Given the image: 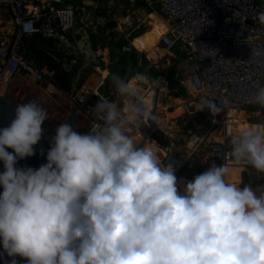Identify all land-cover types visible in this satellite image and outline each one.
Masks as SVG:
<instances>
[{"label": "clouds", "instance_id": "9594fccd", "mask_svg": "<svg viewBox=\"0 0 264 264\" xmlns=\"http://www.w3.org/2000/svg\"><path fill=\"white\" fill-rule=\"evenodd\" d=\"M257 19L264 25V10ZM146 80L113 74L126 114L105 99L94 105L102 124L88 133L59 124L38 168L17 161L34 154L49 113L35 100L16 106L0 128V247L10 264L17 255L26 264H264V192L229 182L225 164L178 180L156 147L129 135L154 120L139 87ZM253 102L264 107V86ZM195 108L220 111L206 95ZM228 156L264 174V132L240 128Z\"/></svg>", "mask_w": 264, "mask_h": 264}, {"label": "built area", "instance_id": "2783aa9c", "mask_svg": "<svg viewBox=\"0 0 264 264\" xmlns=\"http://www.w3.org/2000/svg\"><path fill=\"white\" fill-rule=\"evenodd\" d=\"M94 1L80 0L84 6ZM127 1L130 4L138 2L148 14H154L164 22L166 29L158 45L174 53L175 80L178 84L191 82L199 90V94L189 96L183 103L184 113L200 117L199 125L193 131L188 130L183 145L174 146L173 140L168 146L155 143L162 163L173 165L177 179L183 165L195 156L228 167L241 166V181L258 180L261 177L258 172L243 161L233 162L228 152L230 138L238 126L264 132V115L259 113L251 117L246 114L250 108L259 106L253 102V97L256 89L264 86V25L257 19V14L264 10V0ZM0 4L8 14V24L0 17V94L10 96L13 91L14 85L6 86L1 91L8 80L32 78L43 90L54 87L65 97L69 107L77 108L85 116L82 133H88L91 126L99 127L102 121L94 105L105 99L113 102L114 88H105L100 81L94 89L84 87L80 92L69 94L55 85L54 68L27 58L28 47L35 36L40 35L52 41L55 62L61 61L63 70H71L77 64L78 51L67 33L75 26L77 9L82 7L71 3L57 7L35 0H0ZM89 25L94 26L93 23ZM94 29L101 37L97 48H94L97 58L101 59L99 46L113 40L128 41L121 46L122 53L136 51L131 44L135 36L129 40L130 36L126 37L121 24L102 26L99 32L95 26ZM150 83L151 80L147 78L142 96L151 109L153 88ZM167 88V81L163 78L156 111L159 128L162 126L159 121V116H162L160 104L165 100L171 102ZM200 95L213 99L220 108L219 113L212 116L207 110L196 111L195 105ZM126 102L124 100L118 104L125 114ZM239 111L245 114L241 123L237 122L236 117ZM129 135L137 141L140 137L139 127L132 129ZM0 171H3V165H0Z\"/></svg>", "mask_w": 264, "mask_h": 264}, {"label": "rangeland", "instance_id": "374dc122", "mask_svg": "<svg viewBox=\"0 0 264 264\" xmlns=\"http://www.w3.org/2000/svg\"><path fill=\"white\" fill-rule=\"evenodd\" d=\"M88 5H91V6L94 5V6H96V8H104V7L105 8H108V10L110 11V13L111 14L113 13L112 18L116 21V24L117 25H120L121 24L125 28V34L127 35L126 36L127 38L129 36H131V35L139 34L143 30H145L146 28H148V25H147V15H148V12L138 2H136L134 4H130L127 0H95L92 4H88ZM101 29H102V27H101ZM158 47L160 48V52H159V55L160 56H159V58L157 60H152V59L149 60V59H147L145 57V54L143 52H140V54H144L143 55L144 58H146V61L151 66H153L154 69L161 70V69L167 68L169 65H171L175 61V58H174V53L167 52L160 45H158ZM112 53L114 54V52H112ZM137 57L139 59L140 55L137 54ZM93 73L96 74V72H94V70H92V72H90V74L88 75V77L85 78V81L84 82H86L89 79V77H91L92 75L94 77H96V75L93 74ZM29 81H31V80H29ZM75 81H77V79H75ZM84 82H83V84H84ZM32 83L33 82H31V84ZM144 83L140 84L139 87L143 88L144 87V85H143ZM32 86H34V84H32ZM37 87L40 90L39 91L35 87L38 90V93L40 95L46 96L45 93H42L43 92V89L41 87H39V86H37ZM11 98H13L14 100H16L20 104H24V103L29 102L27 100H30L33 97L31 95H28V94L26 96L23 94L18 99L14 98V97H11ZM112 99H113V102H116L117 104H119L120 102H122L124 100L127 101L125 98L120 97L117 93H114ZM173 99H175V98H173ZM176 99L177 100L181 99V101L184 100L181 97L180 98H176ZM181 101L179 103L181 105H183V103ZM160 105H161V115L163 113H165L166 111H170L171 112L173 110L172 109L173 108L172 102L170 103L168 100L162 101ZM69 110H64L62 112V114L67 113ZM47 111L49 113V116L45 120V122H47V123H49V122H52V123L55 122V119L57 118L58 115L57 116H53V115L51 116L49 110H47ZM257 113L259 114V112L257 111V107H256V108H250V110H247V113L246 114L249 115V116H251V117H254V116H257L258 115ZM260 113L262 115H264V107L262 108V111ZM62 114L60 113L59 114V117ZM193 117H194V115H189L187 113H184V111H182V113L179 114L178 116H175V117L169 118V119L165 115L159 116L160 122H162V124L164 126L165 125L167 126V128H168V131H167L168 134L167 135L170 136V138L173 140L174 146H177V145L180 146V145H183L184 144V141L186 139L187 133H185L183 131V129H182L183 128V125H184V123L187 120H189V119H191ZM162 119H164V120H162ZM59 120L61 122V117L59 118ZM60 122H57V123L60 124ZM59 124H56L55 127L53 125H51V126H53L54 129H55ZM84 128H85V125L83 126V129H81V133L83 132ZM204 159L202 157L192 156L188 160V162H187V164H186V166L184 168V170L185 171H188V172H181L180 175L181 176H184V177H190L191 178L194 170H196L195 172L197 174L203 172L204 170H206L213 163V162H210L207 159H205V160ZM197 174H195V175H197ZM241 179H240V181H241ZM245 184H248L249 185L248 181H241V183H239L238 185L242 187Z\"/></svg>", "mask_w": 264, "mask_h": 264}, {"label": "trees", "instance_id": "16d2710c", "mask_svg": "<svg viewBox=\"0 0 264 264\" xmlns=\"http://www.w3.org/2000/svg\"><path fill=\"white\" fill-rule=\"evenodd\" d=\"M71 0H68L69 3ZM115 25L114 20L108 21L105 26H111ZM101 30V28L98 29V32ZM141 33V32H140ZM139 33V34H140ZM93 37H96L97 34H91ZM138 35V34H136ZM131 35L129 40L136 36ZM92 40V38H91ZM94 40H92L93 43ZM128 41L126 39H120V40H113L110 42V46L112 49L115 50V59L110 65V74L111 77L113 74L123 77L124 73L127 70L126 67V60L128 57L131 58L132 65H136L137 62L134 59V52H124L121 53L120 49L121 46L126 44ZM94 44V43H93ZM47 54L52 53V41L49 39H43L40 35H36L34 38L33 43L28 47V55L27 58L29 60H33L39 64H43L45 57ZM144 54H141L142 60L139 63L138 66H136V69L138 73L143 74L145 77H147L149 80H153L157 76L161 75L163 76L168 84V89L171 91V93L176 97H184L186 98V94L182 88L178 86V82L175 80L174 75L176 72L175 68V62L174 61L171 65H169L167 68L156 70L151 66L146 59L143 56ZM81 60L73 67V69L66 71L63 70L61 66V61L56 62L57 66L55 69V85L63 90L64 92H68L72 84L78 88L85 80L87 75L90 73L91 68L93 67V63L89 62L87 65H81ZM147 75V76H146ZM77 79V81H75ZM200 123V117L198 115L194 116L193 118L187 120L183 125V131L187 133L188 130H195L197 126ZM152 139L160 146H168L170 141L172 140L170 136L162 132L161 130H156L152 134ZM184 177V176H182ZM189 178V177H185ZM264 179V177L262 178ZM254 184H258V182H255ZM243 187V186H242Z\"/></svg>", "mask_w": 264, "mask_h": 264}, {"label": "water", "instance_id": "95a60500", "mask_svg": "<svg viewBox=\"0 0 264 264\" xmlns=\"http://www.w3.org/2000/svg\"><path fill=\"white\" fill-rule=\"evenodd\" d=\"M84 37L80 42H78V49L84 55L85 61L83 65H87L89 62L98 65L100 62L99 58L96 57L94 49L91 45L90 40L88 39V34L86 31H83ZM44 64L49 68H55L57 66L54 58L47 54L44 60ZM164 77L159 75L151 81V86L153 88V97H152V106L150 109L151 116L154 117V120L148 119L146 124H142L139 127L140 137L138 138V142H140L139 146H142L144 142L147 140H153L152 134L156 130H161L164 133H167V126H158L157 119V103H158V93L159 88L162 86V79ZM58 89V88H57ZM77 91L76 86L72 84L71 89L67 92L69 94H74ZM20 104L10 96L6 94H0V128L6 127L10 124L11 120L14 118V110L16 106ZM81 115L80 111L77 108H72L67 112L65 118L60 122L68 123L72 126L73 122L78 119ZM42 136L41 139L37 142L36 145L33 146L34 154L31 157H25L24 159H20L17 161V166L19 167H32L38 168L41 164L46 163V152L50 147V142L52 136L55 134V129L52 128L47 122L43 121L42 125ZM40 149L44 150V154L40 153ZM9 152H12V149H6ZM204 159V158H203ZM205 160V159H204ZM2 165V162H0ZM256 195H260L261 192H264V181L260 182L257 185L249 184ZM16 264H26V258H22L20 256H15ZM13 257H9L7 253L0 247V264H10V261Z\"/></svg>", "mask_w": 264, "mask_h": 264}, {"label": "bare ground", "instance_id": "6f19581e", "mask_svg": "<svg viewBox=\"0 0 264 264\" xmlns=\"http://www.w3.org/2000/svg\"><path fill=\"white\" fill-rule=\"evenodd\" d=\"M152 17H154V18H152ZM147 25L149 27L146 28L140 35L132 38L131 44L137 51H140V52H143L144 54H146V56L149 59L157 60L159 58V56H160L159 55L160 48L158 47V40H159L161 34L165 31L166 25L164 24V22L162 20L157 18L154 14H149V16H147ZM96 72H98V71H96ZM91 77H94V76L92 75ZM29 80H31L33 82L32 84H34V87H36L38 89L36 83L34 82V80L32 78H25V79L15 78V79H12V80H8L3 85V87L1 88V91H3L6 86H9V85L13 86L14 85L13 91H11V93L9 94L10 97H14V98L18 99L23 94L31 95L33 98H31L30 100L38 101V103H40L43 107H45L46 110H49L51 116L52 115L53 116H57L59 111L72 109L66 103L65 97L61 96L56 91V89L54 87H50L47 90H43L42 93H45L47 95V97H46V96L40 95L39 93L37 94V91H34V89L31 88V81H29ZM96 81L89 79L85 83V85L87 87L92 88L94 86V84L96 83ZM178 85L180 87H182L185 90V92H186L187 97L183 100V103H184L189 98V96H191L193 94L186 87V83H184V84L179 83ZM141 90H142V93H143V88H141ZM30 100H27V101H30ZM171 102H172V105H173V108H172L173 110L171 112L170 111H166L165 113L162 114V115H165L168 119L169 118H173L175 116H178L179 114L182 113V111L184 109V106L181 105L178 102L177 99H171ZM126 105H128L127 102H126ZM262 108L263 107H261L259 105L257 107V111L260 113L262 111ZM65 114H67V113H65ZM82 115L83 114H81L78 117V119L80 118V120L78 122H76L78 119L75 121V123H77V124L75 125L74 130L77 131L78 133H80L81 129L83 128V126L86 123L85 117H83L81 119ZM244 116H245V114H244L243 111L237 112V116H236L237 117V122L241 123L243 121V119L245 118ZM56 121L53 122V123L49 122L50 124L49 123L48 124L50 126L53 125L55 127L56 124H59ZM58 122H60V120ZM53 126H51V127L54 128ZM242 127H244V126L243 125L238 126L235 131L237 132ZM146 142H148L152 146L156 147V144L152 140H147ZM186 164L187 163H185L183 165V168H185ZM215 164H217V163H215ZM183 168H182V170H183ZM229 169H230V175L228 176L229 182H233V183L239 184V182H240L239 174H240V172L242 170V167L241 166L240 167L239 166H229ZM195 171L196 170L193 171V174H197ZM180 179H181V177L178 180H180ZM191 179L192 178H188V179H184L183 178L184 181H188V180H191ZM180 186L182 187V185H180Z\"/></svg>", "mask_w": 264, "mask_h": 264}, {"label": "crops", "instance_id": "0c3cea01", "mask_svg": "<svg viewBox=\"0 0 264 264\" xmlns=\"http://www.w3.org/2000/svg\"><path fill=\"white\" fill-rule=\"evenodd\" d=\"M35 1H37L38 3H41V4H51V5H53V6H57V7H60V6H64V5H66V4H74V5H76V6H78V7H82V8H78L77 9V14H76V16H77V21H76V24H75V26L73 27V28H71L70 30H69V32L67 33V36L69 37V39H70V41H71V43L72 44H74V47L77 49V51H78V57H77V63L81 60V65L83 66V63H84V61H85V58H84V55L82 54V52L78 49V46H77V44H78V42H80V40H82V38L84 37V34H83V31H86L87 32V34H88V39L90 40V42H91V45H92V47H93V49L94 48H97V43H99L100 41H101V37H99L98 35L96 36V37H93L91 34H95L96 35V33H95V31H96V29H94V26L96 27V28H101L102 26H104L108 21H111V20H114L113 18H112V16H113V13L111 14L110 13V11L108 10V8H96V6H94V5H83L81 2H80V0H71L69 3L67 2L68 0H35ZM77 3V4H76ZM2 4H0V17L2 18V21L3 22H5V23H7L8 22V14H7V12L5 11V8H3L2 6H1ZM107 9V10H106ZM147 16H149V14L147 15ZM152 18H154V17H152ZM114 22H115V24H116V21L114 20ZM89 23H93L94 24V26H91V25H89ZM8 24V23H7ZM149 27V26H148ZM95 30V31H94ZM144 31V30H143ZM142 31V32H143ZM141 32V33H142ZM140 33V34H141ZM140 34H138V35H140ZM138 35H136V36H138ZM135 36V37H136ZM91 38H92V40H94L93 41V43H92V40H91ZM99 52L101 53V59H99L100 60V62L98 63V65H96V64H94L93 65V67L91 68V71L90 72H92V70H94V72H96V71H98V72H96V74L95 73H93V74H95L96 75V77H89V79H91V80H94V81H96L97 80V82L94 84V86L92 87L93 89L95 88V86L100 82V81H102L103 82V84H104V87L105 88H108V89H110V88H114L113 87V85H112V83H111V74H110V65H111V63L114 61V59H115V50L114 49H112V47L110 46V44H101L100 46H99ZM112 52H114V54L112 53ZM121 52V51H120ZM130 52H134V51H130ZM122 53V52H121ZM137 54H139L140 55V57H139V59H138V57H137ZM49 55H51V54H49ZM134 59L136 60V62H137V64L136 65H132V63H131V58L130 57H128L127 58V60H126V67H127V70H126V72L124 73V75H123V77H121V76H119V77H121V78H123V79H125V78H127V77H133V76H135V74H137L138 73V71H137V69H136V66H138L139 65V63L141 62V60H142V57H141V54H140V52H138V51H136L135 53H134ZM146 55V54H145ZM52 57H53V55H51ZM147 59H149L147 56H145ZM145 58V59H146ZM149 60H151V59H149ZM73 69V68H72ZM107 73H106V72ZM103 72V73H102ZM90 74V73H89ZM88 74V75H89ZM88 75H87V77H88ZM147 78V77H146ZM88 79V80H89ZM96 79V80H95ZM87 80V81H88ZM149 80V79H148ZM85 81V80H84ZM86 81V82H87ZM150 81V80H149ZM152 81V80H151ZM32 82V81H31ZM86 82H84V84L80 87H78L77 88V91L76 92H80L84 87H87L86 85H85V83ZM179 86V85H178ZM180 87V86H179ZM31 88H33L34 89V91H37V94H38V90L34 87V86H32V84H31ZM180 88H182V87H180ZM183 89V88H182ZM184 90V89H183ZM184 92H185V90H184ZM166 93L171 97V99H173V98H180L181 96H179V97H176V96H174L172 93H171V91L167 88L166 89ZM185 94H186V92H185ZM24 95H26V94H24ZM187 96V95H186ZM46 97H47V95H46ZM182 99H185L184 97H181ZM180 101H181V99H179ZM178 100V101H179ZM179 101V102H180ZM36 102H38V101H36ZM182 103H183V100L181 101ZM171 103V102H170ZM160 114H161V107H160ZM64 110H62L61 112L59 111L58 112V116H57V118L55 119V121L56 122H58L59 121V118L61 117V121L65 118L64 116L66 115V114H62V112H63ZM62 114V115H60V117H59V114ZM83 117H85L84 115H82L81 116V119L83 118ZM164 118V117H163ZM86 119V118H85ZM80 120V118L76 121V122H78ZM162 120H164V119H162ZM75 122H73V124H74ZM72 124V126H73V129L75 128V125L77 124V123H75L74 125ZM162 126H164L163 124H162V122L160 123ZM83 129V128H82ZM80 133H81V131H80ZM166 134H168V133H166ZM154 143H156L154 140H152ZM183 170H184V168H183ZM181 171V172H188V171ZM258 175L259 176H261L258 180H255V181H252V182H248L249 184H254L255 182H258V184L260 183V182H262V181H264V179H262L263 177H264V174H262V173H258ZM193 176H195V174H192V176H191V178L193 177ZM184 178V179H188V178H185V177H182L181 175L178 177V179L179 178ZM190 178V177H189Z\"/></svg>", "mask_w": 264, "mask_h": 264}, {"label": "flooded vegetation", "instance_id": "af4514ba", "mask_svg": "<svg viewBox=\"0 0 264 264\" xmlns=\"http://www.w3.org/2000/svg\"><path fill=\"white\" fill-rule=\"evenodd\" d=\"M254 185H257V184H254Z\"/></svg>", "mask_w": 264, "mask_h": 264}]
</instances>
